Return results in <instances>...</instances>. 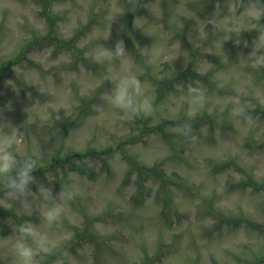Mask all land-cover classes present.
Returning <instances> with one entry per match:
<instances>
[{
	"label": "rangeland",
	"instance_id": "1",
	"mask_svg": "<svg viewBox=\"0 0 264 264\" xmlns=\"http://www.w3.org/2000/svg\"><path fill=\"white\" fill-rule=\"evenodd\" d=\"M258 24L264 0H0V123L38 166L29 205L0 190V264H20L25 223L47 236L26 240L37 264H264ZM118 40L127 65L98 56ZM126 75L152 115L110 103ZM41 187L65 192L51 225Z\"/></svg>",
	"mask_w": 264,
	"mask_h": 264
},
{
	"label": "clouds",
	"instance_id": "2",
	"mask_svg": "<svg viewBox=\"0 0 264 264\" xmlns=\"http://www.w3.org/2000/svg\"><path fill=\"white\" fill-rule=\"evenodd\" d=\"M255 30L259 32V37L258 42L254 43V49L250 57L253 58L254 64L259 65L264 64V55L257 56L255 47L264 45V26L258 24L255 26ZM152 50L153 48L149 52L147 49H142L143 52L149 54ZM98 56L108 61L119 58L125 65H127L131 57V55L126 53V45L123 40L116 42L114 50L102 46ZM141 88L142 84L138 78L133 75H126L119 79L111 93L107 95L113 107L122 110L129 116L152 115L155 111L152 99L149 97L138 98ZM187 90L190 97L187 115L191 117L195 105L203 103L204 95L199 87L193 86L191 83L187 85ZM181 130L185 137H189L193 141L196 139L190 124H184ZM22 135L10 122L0 123V190H4L8 197L19 199L23 207H25L29 205L26 199L31 194L29 185L34 182L32 173L38 166L34 160L29 158H24L18 162L16 156L10 151L13 146L22 142ZM13 171H15V175H12ZM41 189L45 194V199H52L56 202L57 199L62 201L65 197L63 189L58 197L55 198L50 189L44 187H41ZM60 212V203L56 202L55 206L46 209L43 216L47 223L51 225L59 218ZM16 230L20 233V237L15 240L14 248L20 264H37V251L26 243V240L31 238L37 244V247L46 250V234L38 232L30 223L19 225Z\"/></svg>",
	"mask_w": 264,
	"mask_h": 264
},
{
	"label": "trees",
	"instance_id": "3",
	"mask_svg": "<svg viewBox=\"0 0 264 264\" xmlns=\"http://www.w3.org/2000/svg\"><path fill=\"white\" fill-rule=\"evenodd\" d=\"M161 127V129H162V126H160ZM160 178L162 179V177L160 176Z\"/></svg>",
	"mask_w": 264,
	"mask_h": 264
}]
</instances>
